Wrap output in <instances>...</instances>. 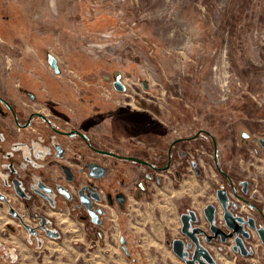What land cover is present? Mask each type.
Here are the masks:
<instances>
[{"label": "rangeland", "instance_id": "1", "mask_svg": "<svg viewBox=\"0 0 264 264\" xmlns=\"http://www.w3.org/2000/svg\"><path fill=\"white\" fill-rule=\"evenodd\" d=\"M118 78L124 91L114 87ZM0 96L13 106L20 124L41 113L58 130L85 131L95 146L133 154L136 148L143 154L148 146L165 148L176 136L210 131L221 166L236 179L247 178L256 197L255 189L264 191L258 141L264 138V0H0ZM185 146L198 148L191 155L199 159L200 174L193 168L181 178L165 172L160 185L179 187L191 175L193 185L209 195L213 182L222 178L210 166L211 140L202 133ZM85 148L77 134L58 136L37 116L18 127L0 101L3 174L4 155L52 153L64 166L48 173L69 188L64 182L75 184L74 177L65 165L76 168L77 149ZM3 177L0 194L7 198L13 185ZM205 194L201 197L208 200ZM12 197L10 204L6 201L10 216L18 202ZM28 224L40 227L45 238L63 239L61 231L47 230L39 219L31 217ZM19 227L10 223L5 228L11 234L0 231L7 245H16ZM120 227L130 238L124 219ZM91 239L100 242L98 236ZM119 246L102 253L97 264L125 259L120 240ZM7 257L14 260L8 253L0 256L5 260L0 264H9Z\"/></svg>", "mask_w": 264, "mask_h": 264}, {"label": "crops", "instance_id": "2", "mask_svg": "<svg viewBox=\"0 0 264 264\" xmlns=\"http://www.w3.org/2000/svg\"><path fill=\"white\" fill-rule=\"evenodd\" d=\"M83 128L85 129V126L82 123L80 130H83ZM130 131H135L133 126H130ZM84 133L86 132L84 131ZM133 148L132 150L137 149L138 152H142V148H136L135 146ZM129 150L118 152L127 154ZM80 152L86 153V150L77 149V155ZM11 153L2 156L3 159H1L4 160L2 164L7 168V174H3L4 170H0V178L3 176V178L5 176L8 177L7 181L10 183H8V186L11 187V184L13 185L14 192H11V194L18 200L17 205H15L14 215L10 216L8 205L10 201L8 198L12 197V195L7 194V198H2L0 194L2 199H0V231L11 234L13 231L5 228L7 224L11 223L20 226V234L16 236L15 247L11 244H6V237H0L2 239L0 240V256L9 253L14 257V260L7 257L6 260L11 261L8 262L9 264L101 263L100 256L102 253V256H105L110 251H118L120 248L119 240H121L122 233H124V229L120 227L122 219L130 226V234L141 238V246L138 253L135 254L133 252L131 254L130 252V258H127V256L125 259L112 260L113 262L109 260V264H182L185 262L174 253L171 245L175 238L182 237L181 213L190 208L197 210L200 215H203V208L207 203L214 200V196L207 195L208 193L205 194V189L199 187L198 184L196 186L193 185L192 180L196 177L191 175L179 187L160 185L159 180L150 181L147 190H136L123 205L116 202L106 204L108 209L99 217V222L93 225L96 229V236H98L100 242L102 241L100 243L98 240V244L96 240L91 239L93 234L88 232V227H86L88 219L82 216V212L80 213L82 209L77 203L76 197L73 196L69 200L60 196L57 192L53 195L46 193L47 196L44 193L43 195L42 192H38L41 182L44 184H57L53 180V175H49L48 172L53 168L64 166L60 159H56L55 156L54 158L51 155L52 153H49L47 157H39L36 154L27 156L28 154ZM87 159L91 160L88 157ZM111 161L114 162L111 163L109 169L105 168L103 173L93 177L105 190H110V187L119 179H123L126 182L130 181L131 183L139 170L143 168L140 164L132 162L118 159ZM73 162L76 168L72 164H70L71 167L66 165L65 167L70 169L68 172L73 175L74 179L72 182L75 184L64 183L70 187L68 189L75 195V191L78 189V181L84 182L85 176L82 173L79 174L80 163L78 160ZM35 165L36 168H34ZM86 166L88 167V164ZM38 167L40 170H38ZM68 172L67 176H69ZM202 194L210 198L204 200L201 197ZM6 201H9V203L7 204ZM74 207L75 210L80 209L78 212L80 214L74 211ZM32 215L35 219L41 220L42 225L47 230L53 232L61 231L63 239L45 238L40 227V230L37 231L34 226L28 224ZM33 225L35 224L33 223ZM92 241L93 244L91 243ZM211 248L213 247L211 246ZM132 255L135 257L132 258ZM38 257L41 258L38 259ZM218 259L222 261V258ZM3 261L1 260L0 263ZM4 263L7 264L6 262Z\"/></svg>", "mask_w": 264, "mask_h": 264}, {"label": "flooded vegetation", "instance_id": "3", "mask_svg": "<svg viewBox=\"0 0 264 264\" xmlns=\"http://www.w3.org/2000/svg\"><path fill=\"white\" fill-rule=\"evenodd\" d=\"M33 118L31 119V121L33 120ZM47 124H49V123H47ZM49 125L51 126L52 130L54 131V134H57L59 136L60 133H58L57 131L54 130L55 127L52 126L51 121H50ZM20 128H22V127H20ZM202 133L204 135L208 136V138L211 140V149H210L211 152L210 153L208 152V154L211 157V159L209 160L210 166H212V168L214 166L215 169L217 170V168H216V163H217L222 168L223 171L227 172L221 166V164L219 162L218 143H217V140L215 139L214 135L211 132L210 133L213 135L214 138H212L206 132H199V133H197V135L195 137H193L194 135H192V136H183V135L176 136L174 139H172L169 142V145L165 148L164 147L159 148V147H155V146H153V147L148 146L147 149H149V150L148 151L146 150L143 155L138 153V152L135 154H133L132 152H130V154H121L115 149H110V148L106 149V148L95 146L89 140V137L85 133H83L86 137V140L90 143V146L88 145L86 140H84L83 138H81L77 134L81 138V140L84 141L86 144V148L83 149V150H86V153L80 152V154L76 157V159L80 163L79 164V174L82 173L85 176V180H83L84 182L78 181V184H77L78 189L75 191L76 194L73 195V193L71 192L70 189L65 188L64 186H61V184L58 186V184H53V183H51V184L45 183L44 184L43 182H41L39 184L40 186L38 188V192H42L46 196H47L46 193L53 195V194H56V192H57L58 194H60V196L66 198V199H69V200L73 196L76 197V199L78 201L77 203L80 205V207L83 210L81 213L82 216L84 218L88 219V221H87L88 232L92 233L93 237H95L96 236L95 235L96 229L93 227V225H95L97 223L93 222L92 216L86 211L85 204L82 202V199H86L92 193L98 192L101 196V199L99 201L92 200V208L93 209H95V210L98 208L103 209V207H100V205H103L100 202H103L104 200H106L105 202H107L108 204H112L113 202H116L120 205H123L124 203H126L128 197L131 194H133L136 190H138V189L147 190L148 184L150 181L159 180V182H160V177L165 172L172 173L171 175H173V177L181 178L182 172H185L186 170L189 171V170H191V168H193L196 171V168L193 165V162L195 161L197 164V169L199 170L198 174H200L201 170L199 167L200 162H198L199 159H195L194 156L191 155V153L196 152L198 150V148L196 146L187 147V146H185V144L186 143L192 144L193 141H196L199 139V136H201ZM60 135H64V134H60ZM131 139H133V138H131ZM214 139H215L216 145H217V157H215ZM153 145H155V144H153ZM93 147L98 148V149H103V150H109V151H112L116 154L128 155V156L129 155L130 156H137V157L143 158L149 164H140L139 162H136L133 160H125V159L117 158V157L112 156V155L101 154V153L96 152L93 149ZM60 151H62V149H60ZM257 152L258 151H256V155H257ZM87 157L91 160H88ZM103 157H107V158H103ZM107 159H109V160H107ZM114 159L140 164V166L143 168L139 170V172L135 176V179L132 180L131 183H130V181L126 182L123 179H119L110 187V193H106L105 191L102 190V187L93 179V177L99 175L100 173H103L105 168L109 169L111 163L114 162V161L110 162V160H114ZM259 159H260V161L264 160V149H263V147L261 150V157H259ZM168 163H169L168 168L163 169L167 166ZM87 164H88V167L86 166ZM262 166L263 165H261L260 167H262ZM217 172H219V171L217 170ZM262 172L263 171H261V173ZM158 173H160V174H158ZM227 173L230 176L232 182L234 183V185L236 187L237 195H242L244 197L245 201L239 199L238 196L233 194L232 187L229 183V180L226 178V176L224 174L219 172V174L221 175L222 178L219 180H216L215 183L213 182V184H212L213 187L209 190L210 191L209 195L214 196V200L207 203L206 205L213 204L215 206L214 223L219 228H221L224 231V233L229 234L232 231V229L227 226V224L225 223V221L222 217V215L224 213V209H223V207H222V205H221V203L218 200L217 195H216L218 189H225L227 191V194H228L227 206H228L229 211L232 213V215L234 217H241L247 221L245 224H243V229L248 231L250 235L248 238L242 237L243 242H244V247H245L244 250L246 251V254H242L240 248H238L237 250L234 249V245H235L234 237L235 236L227 237L225 242H222L220 239V236L218 235L217 239H215V240L213 239L210 243H207L203 240L202 244H204V246H206L209 249L211 255L214 258V264H225V263L228 264L229 263L228 259L230 261H232L233 264H243V263L244 264H264V242H263L260 234L257 232L258 229L264 230V191L260 190V189H255L254 193H255L256 197H253V195H251V193H250L251 183L247 178L246 179L245 178L236 179L235 177L232 176V174H230L229 172H227ZM259 173H260V171H259ZM243 181L248 182L247 186H246V188H247L246 193H243V184H242ZM261 182H263L262 179H260L257 183L261 184ZM258 184H256L257 187H259ZM112 189H114V192H112ZM62 191H64V192H62ZM104 192H105V194H104ZM69 194L71 195L70 198L68 197ZM103 196H106V198H104ZM116 196L120 197L122 199L119 200V199H117ZM105 202H103V203H105ZM189 210H193V209L187 208L184 212H188ZM194 211L198 214V218H197L196 223H192V226H200L201 228H203L207 232V234H211V232L209 230V223L207 222L206 217L204 215V210H203V215H200L197 210H194ZM184 212H182V213H184ZM103 213H104V209H103ZM103 213H99V214L97 213V215H98L97 219H99V217ZM31 217H33V215ZM249 218L253 219V223L255 224V228H252L250 226V224L248 222ZM236 223H237L236 227H241L240 226V225H242L241 222L236 221ZM36 224L37 223H35V225ZM50 233L53 234V232H50ZM181 238H183L186 241V237L183 234H182ZM211 246L213 248H211ZM192 250H194V248H192ZM218 255H219V257H217ZM218 258H220V259L222 258L221 259L222 261H220ZM248 258H249V260H251L250 263H248V261L246 260ZM196 264H199V262H197Z\"/></svg>", "mask_w": 264, "mask_h": 264}, {"label": "water", "instance_id": "4", "mask_svg": "<svg viewBox=\"0 0 264 264\" xmlns=\"http://www.w3.org/2000/svg\"><path fill=\"white\" fill-rule=\"evenodd\" d=\"M52 65L55 68V70H57L56 69V63H55L54 59H52ZM114 87L118 91H124L125 90V85L120 81L119 78L114 82ZM0 101L2 103H4L6 105V107L10 110V112L14 118L15 123L19 127L24 128V127L29 126L31 119L34 116H38L50 124V120L44 114L37 113V112L31 113L25 124H20L13 106L1 96H0ZM54 130L60 134H64L67 136L78 134L81 138L86 140L85 135L79 130L63 131V130H58L56 128H54ZM199 132H206L208 135H210L212 138H214L213 135L207 130H200ZM196 135L197 134H195L193 137H195ZM258 141L264 149V138L260 137L258 139ZM86 142L90 146V143L87 140H86ZM214 143H215V157H217V145H216L215 139H214ZM93 149L96 152L101 153V154L112 155V156H115L117 158L125 159V160H133V161L139 162L140 164H149L146 160H144L143 158L137 157V156H130V155L128 156V155L116 154V153L109 151V150H103V149H98V148H94V147H93ZM168 165H169V163L163 169L168 168ZM193 165L196 168V173L198 174L199 170L197 169V164L195 161L193 162ZM216 168L220 173L224 174L226 176V178L229 180V183L232 187L233 194L238 196L239 199L245 201V199L242 195H237L236 187H235L234 183L232 182L228 173L223 171L222 168L217 163H216ZM247 183H248L247 181L242 182L243 193L247 192V188H246ZM62 192H64V191H62ZM216 195H217V198L220 201V203L224 209V213H223L222 217H223L225 223L227 224V226L230 227L232 229V231L229 234H226V233H224V231L221 228H219L214 223L215 206L213 204H208L203 209L206 220L209 223V230H210L211 234H207V232L203 228H201L200 226H192V223H196L197 218H198V214L194 210H189L188 212L182 213L180 216V220L182 223L181 232L186 237V241L183 238H175L172 241L171 245H172V250L174 251V253L179 258H181L185 262V264H196L197 262H199V264H214L213 256L211 255L209 249L206 246H204V244H202V243H203V240L207 243H210L213 239L214 240L217 239L218 235L220 236V239L222 242H225L227 237L235 236L234 237V241H235L234 249L237 250L238 248H240L242 254H246V251L244 250L245 247H244V242H243L242 237L248 238L250 235L248 231L243 229V224H245L247 221L241 217H234L232 215V213L229 211L228 206H227L228 194H227V191L225 189H218ZM70 196L71 195L69 194L68 197L70 198ZM100 199H101V196L98 192H94L89 197H87L86 199H82V202L85 204L86 211L92 216V220L95 223L99 222V219H97V216H98L97 213L98 214L103 213V209L102 208H98L96 210L93 209L92 208V200L99 201ZM117 199L120 200L122 198L117 197ZM236 221L242 223V225H240L241 227H236V224H237ZM248 222L252 228H255V224L253 223L252 218H249ZM257 232L260 234V236L264 242V230L258 229ZM120 242L122 244L124 243L123 237H121ZM192 248H194V250H192ZM123 250H124L125 254L129 257L130 252H129L128 248L123 246Z\"/></svg>", "mask_w": 264, "mask_h": 264}, {"label": "built area", "instance_id": "5", "mask_svg": "<svg viewBox=\"0 0 264 264\" xmlns=\"http://www.w3.org/2000/svg\"><path fill=\"white\" fill-rule=\"evenodd\" d=\"M242 138H244V139L248 138V134L247 133H243L242 134ZM260 173H261V171H260ZM263 174L264 173L262 172V175ZM112 192H114V189H112ZM122 237L124 238V243L123 244L121 243V247L123 248V246H125L126 248H128L130 246L131 254L133 253L134 247L140 248L142 241H141V238L138 237L137 235L130 234V238L126 237V236H122ZM130 257H131V255H130Z\"/></svg>", "mask_w": 264, "mask_h": 264}]
</instances>
